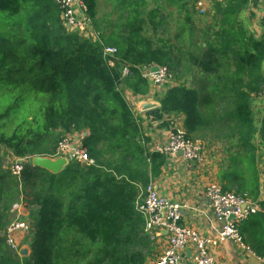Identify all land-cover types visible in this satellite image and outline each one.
Returning a JSON list of instances; mask_svg holds the SVG:
<instances>
[{"label":"trees","instance_id":"16d2710c","mask_svg":"<svg viewBox=\"0 0 264 264\" xmlns=\"http://www.w3.org/2000/svg\"><path fill=\"white\" fill-rule=\"evenodd\" d=\"M82 1L95 40L65 27L56 0H0V150L16 160L50 156L67 136L85 132L82 146L94 160H72L58 174L27 163L16 176L0 154V264L148 263L153 240L137 203L167 155L147 149L127 99L149 95L144 68L178 72L187 63L211 74L205 95L173 87L163 110L184 115L191 140L215 122H230L249 157V176L244 167H230L223 189L248 197L259 180L255 139L264 124L256 126L252 99L264 84V40L237 27L249 0L216 4L223 19L213 38L198 33L191 8L197 0H166L184 17L174 33L163 0L152 8L150 0H109L115 18L105 27L100 0ZM104 45L117 54L105 55ZM21 201L31 224L28 256L6 236ZM254 216L240 233L264 259V211Z\"/></svg>","mask_w":264,"mask_h":264},{"label":"crops","instance_id":"0c3cea01","mask_svg":"<svg viewBox=\"0 0 264 264\" xmlns=\"http://www.w3.org/2000/svg\"><path fill=\"white\" fill-rule=\"evenodd\" d=\"M228 1L230 0H222V2L218 3H221L222 7H224ZM214 14H212V16L214 15V29L211 28L213 26L209 23L208 26H197L199 34L205 33L208 38H213L216 32H218L220 29V27H218V23L222 21L223 14L220 8H217ZM243 15H246L251 22L249 35H253L255 38L260 39V34L264 32V0H249L246 8L237 15V23L240 16ZM184 64V67L178 72L171 70L173 71L172 73H174L173 77L175 75L174 81L168 80L165 84H163V86L158 88H153L150 83L151 89L149 95L135 96L129 93V103L141 125L146 147L151 152L155 151L160 145L167 141L170 132L184 131L187 134L184 128V115L168 113L163 110L161 100L165 97L167 92L173 87L179 85H184L189 89H193L201 96L205 95V91L203 90L205 86L207 90H210V88L206 85V81L210 78L211 74L206 73L201 67H192L190 64ZM148 69L150 68H144L145 74L148 73ZM141 101L160 102L161 105L156 108L140 111L138 106ZM214 101L221 102L222 100L220 97H217ZM219 114L222 115V113ZM218 118H221V116ZM228 124L230 125V122H228L227 125L222 126L215 122L213 127L203 128L201 131L194 134L195 139H200V141L204 140V137L206 136H213V143H216L213 151L209 148L205 149L204 147L206 152H204L203 162L196 163L187 161L181 153L167 155V161L162 172L153 178V181L161 195L185 206L182 224L196 229L203 236L211 238H216L218 236L223 226V222L216 218L212 210L211 203L206 196L207 187L212 183H218L223 187V185L228 181L224 178V176L229 172L230 167H244L246 175L248 174L249 176V157H245L242 149H239V136L235 135L229 129ZM85 134V132L81 133L82 139ZM229 140L233 143L234 148L237 147L242 152V155L239 154L240 151L238 149H224L223 152L221 151L222 145L220 143L223 141L227 142ZM256 140L258 142L261 141V147L264 146V141L257 139V137L255 139L258 155L259 145ZM10 161L11 160H9V162ZM256 165L257 167L264 166V157L261 159L260 163L256 162ZM256 185L258 187V191L255 194L254 188ZM234 187L236 188L237 186L235 185ZM248 198L255 202H259L260 205L261 203H264V172L259 173V180L255 185L251 186ZM263 211L264 209L261 205V210L256 214L250 215L247 219L242 221L241 225L248 219L250 220V218L254 215L256 216ZM24 213L25 216L28 215L26 210ZM241 225L239 227L240 232ZM250 227H253V224H250ZM151 237L153 240V250L149 256L147 264H155L157 259L163 254L169 245V234L164 230L155 231ZM16 241L21 252L27 250V254L22 256H28L31 252V237L29 234H17ZM209 251L219 264H264L263 258L241 248V246L237 243L230 240L219 243L217 246H211ZM196 254V247L192 244L186 246V248L182 251V257L187 262L193 260Z\"/></svg>","mask_w":264,"mask_h":264},{"label":"built area","instance_id":"2783aa9c","mask_svg":"<svg viewBox=\"0 0 264 264\" xmlns=\"http://www.w3.org/2000/svg\"><path fill=\"white\" fill-rule=\"evenodd\" d=\"M56 2L60 8L63 23L68 30L77 31L86 37L92 36L94 40L97 39V34L94 32L92 21L87 15V9L82 0H56ZM197 8L201 14L206 12V6L202 0H198ZM103 50L107 56H114L118 52L116 47L106 45L103 46ZM127 72L126 69L125 74ZM145 76L150 80L153 88H158L170 79L171 74L166 67L160 66L157 72H152V68L148 69ZM261 96L264 98V84ZM78 135L79 133L67 136L50 157H71L72 160L81 163L94 164V160L89 157L80 139H77ZM155 151L164 155L181 152L187 161L196 163L204 161L203 142L189 139L184 131L170 132L167 141ZM32 159L33 157L27 156L15 160L10 166L13 175L20 176L24 165L32 163ZM206 196L216 218L223 222L221 231L216 238L203 236L196 229L183 225L185 206L161 195L154 181L149 182L145 189V195L137 203V210L146 219L145 230L147 233L152 235L155 231L164 230L169 234V245L155 264H219L209 250L211 246H217L227 240L254 253L245 244L239 227L242 221L261 210L259 202L234 191H225L218 183H212L207 187ZM24 212L22 201L13 205L14 220L9 224L6 233L7 242L13 248L19 247L16 235L26 234L31 229V224L25 219ZM232 216L233 218H231ZM190 244L196 247L197 254L193 260L187 262L182 257V251Z\"/></svg>","mask_w":264,"mask_h":264},{"label":"rangeland","instance_id":"374dc122","mask_svg":"<svg viewBox=\"0 0 264 264\" xmlns=\"http://www.w3.org/2000/svg\"><path fill=\"white\" fill-rule=\"evenodd\" d=\"M202 1L205 2V5H206V8H207L206 13L205 14H201L198 11V9L196 8L197 2H198V0H197L195 6H193L191 4V8H195V10L192 9L193 12H194V14H192L193 20L195 21V24L200 26V27L201 26L202 27L208 26L209 24H211V26H213L211 28L214 29V25L215 24H214V21H213L214 20L213 16L215 15L214 12L217 10L216 4H221V3H218V2H222V0H202ZM163 4L166 7V13L165 14H168V12L172 13L171 16H168L169 17L168 22H169V25H170L169 26L170 30H172V32L174 33L177 30V28L179 26V23H181L183 21V16H180L177 13L176 9L168 1L163 0ZM154 6H156V1L155 0H150V8H152ZM100 14H101L100 18H101V21H102V25L104 27H105V25H109L110 21H112V19L115 18V15L113 13V9H111V5H110L109 0H100ZM212 14H214V15L212 16ZM237 27L243 29L244 31H247L248 34H249V28L251 27V22L246 17V15L240 16V18L238 19ZM260 39L264 40V32H262L260 34ZM165 67L168 69L167 66H165ZM168 71L171 74V77L168 80L169 81H171V80L174 81L175 80V75L173 77V74H174V73H172L173 71H171L170 69H168ZM262 72H263V75H264V64H263V67H262ZM127 99L129 101L130 100V96H127ZM252 109L254 111V119H255L256 126L258 127V129L261 128L263 130V124H264V121H263L264 120L263 119V117H264V98H262L260 95H258L257 97H254V99H252ZM79 135L77 136V139L78 140L80 139V142H82L81 133H79ZM237 135L239 136V139H240V135L239 134H237ZM262 136H264V132H263V134L259 133L257 135V139L263 140ZM206 137H204V140H201V141L204 142L203 145H205L204 146L205 149L209 148L211 151H213V148L216 145V143H213V136H208L207 138ZM240 143H241V141H240ZM220 144L222 145L221 146V151L222 152L224 151V149L225 150L238 149L237 147H235V148L233 147V143L230 142V140L227 141V142L223 141ZM258 145H259L258 155H257V151H256L255 154H256V162L260 163L261 159L264 157V146L261 147L262 146L261 141L258 142ZM256 146H257V144H256ZM218 147H219V145H218ZM239 149H240V147H239ZM204 152H206V151L204 150ZM0 154L4 155L5 161L11 160L9 162V164L7 163V165H9V166H11V164L16 160V158L13 159L12 158L13 156L8 155V153L5 150H3V149L0 150ZM239 154L242 155V152L240 151ZM258 169H259V173H263L264 172V166H258Z\"/></svg>","mask_w":264,"mask_h":264},{"label":"water","instance_id":"95a60500","mask_svg":"<svg viewBox=\"0 0 264 264\" xmlns=\"http://www.w3.org/2000/svg\"><path fill=\"white\" fill-rule=\"evenodd\" d=\"M159 69H160L159 65H154L152 68V72H157L159 71ZM160 105H161L160 102L141 101L139 103L138 108L140 111H145L159 107ZM85 135H87V133ZM71 161H72L71 157L52 158L50 156H34L32 159V165L35 167H40L42 169L48 170L53 174H58L61 173ZM231 218H233V216ZM25 254H27V250L21 252V255H25Z\"/></svg>","mask_w":264,"mask_h":264},{"label":"clouds","instance_id":"9594fccd","mask_svg":"<svg viewBox=\"0 0 264 264\" xmlns=\"http://www.w3.org/2000/svg\"><path fill=\"white\" fill-rule=\"evenodd\" d=\"M153 68V67H152Z\"/></svg>","mask_w":264,"mask_h":264}]
</instances>
